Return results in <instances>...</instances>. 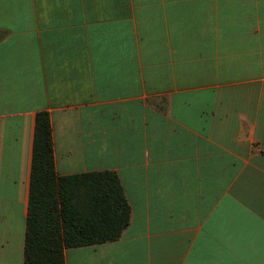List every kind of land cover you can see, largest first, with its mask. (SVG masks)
Wrapping results in <instances>:
<instances>
[{
  "label": "crops",
  "instance_id": "0c3cea01",
  "mask_svg": "<svg viewBox=\"0 0 264 264\" xmlns=\"http://www.w3.org/2000/svg\"><path fill=\"white\" fill-rule=\"evenodd\" d=\"M58 176L131 220L65 264H264V0H0V264H25L37 116Z\"/></svg>",
  "mask_w": 264,
  "mask_h": 264
},
{
  "label": "trees",
  "instance_id": "16d2710c",
  "mask_svg": "<svg viewBox=\"0 0 264 264\" xmlns=\"http://www.w3.org/2000/svg\"><path fill=\"white\" fill-rule=\"evenodd\" d=\"M131 220L119 176H58L50 115L37 116L25 264H65L64 250L118 240Z\"/></svg>",
  "mask_w": 264,
  "mask_h": 264
}]
</instances>
